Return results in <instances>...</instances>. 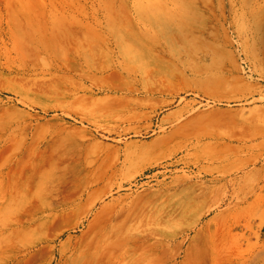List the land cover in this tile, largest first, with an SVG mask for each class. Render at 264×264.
I'll return each instance as SVG.
<instances>
[{
	"label": "rangeland",
	"instance_id": "374dc122",
	"mask_svg": "<svg viewBox=\"0 0 264 264\" xmlns=\"http://www.w3.org/2000/svg\"><path fill=\"white\" fill-rule=\"evenodd\" d=\"M158 2L0 0V264L106 261L108 219L165 216L258 154L263 54L160 52Z\"/></svg>",
	"mask_w": 264,
	"mask_h": 264
},
{
	"label": "bare ground",
	"instance_id": "6f19581e",
	"mask_svg": "<svg viewBox=\"0 0 264 264\" xmlns=\"http://www.w3.org/2000/svg\"><path fill=\"white\" fill-rule=\"evenodd\" d=\"M158 36L160 52L216 60L221 55L233 68L235 45L254 68L261 61L264 71V0H159ZM258 138L263 140L247 147L259 150L257 155L225 170L222 178L201 182L199 193L167 215L125 220L121 226L108 219L100 240L106 237L113 253L106 261L96 254V264H117L128 256L130 264H264V133L245 141ZM55 237L44 234L40 242Z\"/></svg>",
	"mask_w": 264,
	"mask_h": 264
}]
</instances>
